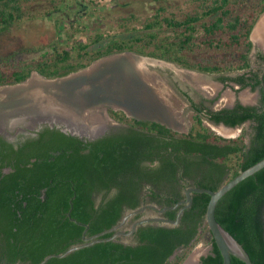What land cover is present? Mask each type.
Wrapping results in <instances>:
<instances>
[{
  "label": "trees",
  "instance_id": "1",
  "mask_svg": "<svg viewBox=\"0 0 264 264\" xmlns=\"http://www.w3.org/2000/svg\"><path fill=\"white\" fill-rule=\"evenodd\" d=\"M37 1L0 0V33L8 31L25 18L35 17L24 9V5ZM193 1L202 3L199 12L177 18L173 13L162 16L165 9L158 8L143 23L142 30L129 39H106L102 34H97L89 37L87 42L73 41L69 49H61L54 44L50 50L43 51L30 62L2 59L0 86L23 83L32 72L48 79L64 77L102 57L126 51L209 74L248 70V56L252 50L250 34L264 12V0ZM133 18L130 16V19ZM96 44L99 46L90 49ZM207 52L225 54L227 57L214 63H199L184 55ZM257 57L264 63L261 53H257ZM225 79L234 81L241 88L259 90V107L238 103L233 109L210 113V119L229 127L250 122L252 135L248 145L243 134L225 139L204 128L200 116L202 109L195 105L198 116L188 134L174 133L158 123L129 119L120 112L110 110V113L120 122L148 129L162 138H173L174 161H182L183 165L198 169L208 168V174L212 172L215 179L205 183L196 181V185L216 191L223 183L264 158V68L259 74L252 73L248 78L244 73L234 78H221L222 81ZM69 141L58 134L48 145L61 154L55 158L57 163L54 166L47 162L48 157L45 156V165L42 164L40 171L46 177L42 187L47 188L46 193L50 196L59 193L58 207L65 210L72 208L73 218L77 222L90 225V234L114 226L120 219L124 204L131 207L136 205L135 194L142 181L149 179L154 182L159 177L173 179L176 173L177 165L172 160L166 166L158 165L151 170L140 167V145L132 142L134 139L123 142L126 144L124 149L117 140L107 143L99 139L89 144L91 147L87 155L82 153L85 147L81 149V141ZM94 193L103 194L104 197L106 193L112 195L101 198L100 205L95 207ZM209 199L207 194L196 193L192 206L185 211L178 227H149L140 232L139 240L143 245L138 247L123 246L117 241L101 242L61 259L51 258L45 264H167L171 255L182 249L168 263L181 264L206 236L212 244V252L201 259L202 263L222 264V257L208 227L203 225ZM172 204L167 202L166 205ZM215 219L243 247L253 264H264V168L241 181L218 201ZM79 235L80 231L77 230V237ZM110 236L111 233H108L103 237ZM64 251H48L39 260L53 252L61 254ZM231 264L244 263L231 256Z\"/></svg>",
  "mask_w": 264,
  "mask_h": 264
},
{
  "label": "flooded vegetation",
  "instance_id": "2",
  "mask_svg": "<svg viewBox=\"0 0 264 264\" xmlns=\"http://www.w3.org/2000/svg\"><path fill=\"white\" fill-rule=\"evenodd\" d=\"M123 53H131L140 59L144 57H140V55L129 51ZM250 54L248 56L249 65ZM152 59L150 58L149 60ZM252 73L251 71L249 74H246V77H250ZM222 82L224 84L235 83L227 79ZM238 86L241 88L240 85ZM182 96L194 112L193 118L198 116L194 109L195 105L198 109H202L201 119H205L212 126L226 130L232 128L222 122L210 119V113L223 109L212 110L204 106V104L196 103L187 92L183 93ZM236 104L224 109H233ZM110 110L115 113L120 112L129 119H135L134 117H128L127 113L121 109L116 110L111 106L106 107L110 121L116 122L117 127H114V129L109 130L95 140L80 139L68 132H63L59 127H50L48 125H44L39 129L22 130L20 133L13 132L10 137L0 134V264H40L45 257L58 255L54 254V252H49L51 254H48L40 261L39 258L48 251H57L59 249L66 251L77 244H82L84 242L83 237L90 239L102 233L90 234V225L77 222L73 218L72 208L65 210L58 207L59 193L50 196L46 193L47 188L42 187L46 182V177L40 171L43 169L42 166L45 165V156L48 157L47 162L54 166L57 163L55 158L61 154L58 150H52L48 146L58 134L70 140L69 142L74 139L81 141V149L85 147L82 153L86 155L89 153L88 149L91 147L89 144L99 139H103L107 143L117 140L123 149L126 147V144H123V142L134 139L132 142L140 145L138 158L141 157L142 161L139 166L149 170L155 169L158 165L166 166L171 160L172 162H176V173L173 179L171 177H159L157 178L159 180H155L154 182L149 179L142 181L141 186L137 187L135 194L136 205L131 207L124 204L118 222L107 229H113L110 232L111 236L116 235L114 241L121 243L123 246L138 247L143 245L139 240L140 234H142L140 232L149 227H178L185 211L192 206L191 202L188 208H184L187 205L185 203L186 190L196 188V181L198 183H205L215 179L212 172L208 174V168L206 167L198 169L196 166L183 165L182 161H174L173 157H175V153H173L171 146L174 143L173 138H162L148 129L136 127L132 123L120 122L113 117ZM163 112H165L163 113L164 115L161 113L162 115L158 118H136L135 120L158 123L177 134H188L190 132V130H178L176 124L173 122L174 117L171 113L164 110ZM220 124L224 127H221ZM142 142L144 143V147L142 146ZM191 159L192 161L194 160L193 158ZM35 162L38 164L34 165ZM196 193H191L192 199ZM111 195L112 193H106L104 197L103 194L94 193L95 207L100 205L101 198H108ZM167 202L173 204L171 206L166 205ZM176 205L178 206L173 210H165L167 207ZM182 208L184 209L180 214L178 225L174 226L158 221V219L175 221ZM161 210L164 211L160 212ZM146 220L150 221L138 224ZM134 224L138 225L132 231ZM77 230L80 231L79 237H77ZM211 252L212 244L210 243L209 246L203 249V252L202 250L200 251L197 261L196 258H193V252L184 264L190 262L191 259L195 264H203L201 259L210 255Z\"/></svg>",
  "mask_w": 264,
  "mask_h": 264
},
{
  "label": "rangeland",
  "instance_id": "3",
  "mask_svg": "<svg viewBox=\"0 0 264 264\" xmlns=\"http://www.w3.org/2000/svg\"><path fill=\"white\" fill-rule=\"evenodd\" d=\"M201 4V2L193 0H39L30 4L26 3L24 9L28 13L35 15V17L25 18V20L14 25L8 31L0 33V60L12 58L15 61L30 62L32 59L38 58L43 51L50 50L54 44H57V47L61 49H69L73 41L87 42L89 37H94L97 34H102L106 39H129L136 35V32L142 30L143 23L150 19L158 8L165 9L161 14L162 16H169L173 13L177 18H183L186 14L199 12L201 10L199 5ZM130 16H134V18L130 19ZM261 16L264 17V12ZM97 46L99 44L91 46L90 49H95ZM252 46L250 69L243 71L209 74L185 69L175 63L170 64V62L163 60H149L150 58L148 57L140 59L132 54H121L102 57L88 67L72 72L77 75L71 73V75L64 77L76 81L78 79L79 84H84L85 75L89 72L87 70H93V72L97 73H94V77L102 79L104 74L101 69L112 65L111 61L117 62L116 65L120 66L121 70L133 67L140 76V78H137L138 81L142 80L141 82H144L143 85L149 87V90L156 95V100L162 106V109L169 111L174 117L173 122L176 124V128L181 131H187L194 127L196 121L193 118L194 112L182 96L185 92L189 93L196 103L204 104V106L212 110L230 108L236 103H243L245 106H259V92L257 89L254 91L250 88L241 89L235 83L224 84L221 80V78H234L244 73L249 74L251 71L258 74L261 72L264 63L258 60L257 53H261L264 56V45H260L255 38ZM184 55L199 63L202 61L214 63L215 60L227 57L225 54L221 55L215 52H207L200 55L199 53H185ZM116 74L114 73L113 78L117 80L118 77L120 79L122 75H120L119 70L116 71ZM37 75L36 72H32L30 80L34 82L38 78ZM129 83H126L128 84L127 88H121L120 86V91H127L128 94L134 93L137 88ZM8 87L9 85L0 86V100L5 97L7 92H10L7 89ZM20 89L23 88L21 87ZM138 91L140 92V90ZM242 93L254 97V101L251 103L243 102L241 99ZM143 98L145 97L143 96ZM112 102L116 110L122 109V106L126 107L120 100L113 99ZM145 103L143 104L147 106L149 104L150 109L154 111L156 109L154 106L158 105L156 102ZM106 107H109V105L103 104L97 108L100 110ZM134 116L137 117L136 115ZM134 116L129 114L128 117L132 118ZM137 118L145 119L149 117L144 115ZM201 122L202 126L210 132L217 136L221 134H218L217 128L209 124L205 119L202 118ZM218 129L224 130L223 128ZM225 131L229 135L221 134V136L237 138L243 134L245 143L249 144L252 135L250 123L247 122L233 130L225 129ZM235 132L238 133L235 135ZM209 244L210 239L206 236L193 247L191 252L194 251L196 261L199 258L198 254L200 251L202 250L203 252V249ZM196 251L197 253L195 254Z\"/></svg>",
  "mask_w": 264,
  "mask_h": 264
},
{
  "label": "water",
  "instance_id": "4",
  "mask_svg": "<svg viewBox=\"0 0 264 264\" xmlns=\"http://www.w3.org/2000/svg\"><path fill=\"white\" fill-rule=\"evenodd\" d=\"M261 18L262 16L255 23L251 31L250 41L252 45L255 41V37H253V35L255 36L254 30ZM123 54L130 55L131 53ZM115 55H121V53L109 55L106 57ZM114 67V69L110 67L112 70H107L108 72L106 71L102 79L95 78V72H93V70H87L89 72H87V74L85 75V81H83L84 84H79L78 79L77 81L67 77L48 79L40 76L37 73L38 78L35 80L36 82L30 80L32 76L31 74L25 82L9 86L7 89H9L8 91L10 92H7L5 97L0 100V134H3L6 137H10L13 132L20 133L22 130L39 129L44 125H48L50 127H59L63 132H68L71 135L77 136L80 139L95 140L101 137L109 130L114 129V127H117L116 122L113 123L110 121V118L108 117V114L106 112V108L100 110L97 108L100 105L105 104L116 109L112 104V100H120L116 95H114L113 92H109V90H106L104 88V86L106 85L105 83L115 81L113 75L114 73L116 74L117 70H119L120 73H123L121 68H119L120 66L118 67L116 65ZM124 69L126 71L132 72V74H130V80L137 81V78H140L135 68L127 67ZM72 74L77 75L74 73ZM141 81L137 83H140L142 86H144V82ZM133 83L134 82H130L129 84L133 85ZM21 87L23 89H20ZM241 104L243 105V103ZM121 110L125 111L123 108ZM96 115H98V117L104 121L102 127H99V129L94 127L93 123L89 122V118L96 117ZM127 115L129 116L128 113ZM134 118L136 119L137 117L134 116ZM220 126L222 127L223 125L220 124ZM238 127H232L231 130L236 129ZM221 137L225 139L230 138L224 136ZM263 168L264 158L253 166L240 172L231 180L223 183L216 191L197 187L189 188L186 190L185 203H187V205L184 208H188L192 202V198L190 196L191 193L197 192L198 194H207L210 197L205 212L204 224L208 227L213 241L220 252V255L222 257V264H231V256L239 259L244 264L253 263L251 262L250 257L243 249V247L216 221V205L218 201L237 184H239L241 181L248 178L249 176L254 175ZM177 206L178 205L173 207H167L165 208V210H173ZM184 208L181 209L175 221L160 219H158V221L174 226L178 225L180 214ZM162 211L164 210H161L160 212ZM148 221L150 220L139 222L138 224ZM138 224L133 225L132 231H134L136 225ZM112 230L113 229L102 232L90 239L83 237L84 242L82 244H77L76 246L69 248L62 254L47 256L43 259L40 264H45L52 257H66L67 255L77 250L92 246L96 243L114 241L116 235H113L108 238L103 237L104 235H108V233L112 232ZM193 252L194 251L191 252L188 258L193 254ZM178 253H180V249L176 250L171 255L168 260V263L173 261ZM188 258L185 260V262L188 260ZM185 262H183V264Z\"/></svg>",
  "mask_w": 264,
  "mask_h": 264
},
{
  "label": "bare ground",
  "instance_id": "5",
  "mask_svg": "<svg viewBox=\"0 0 264 264\" xmlns=\"http://www.w3.org/2000/svg\"><path fill=\"white\" fill-rule=\"evenodd\" d=\"M254 34H255V36L253 35V37H255L259 41L260 45H264V17L263 16H262L261 20L259 21V23L257 24V26L255 28ZM133 61H131V62H133ZM116 63L117 62H112L111 61L112 66L110 65V67H112V69H114L115 68L114 66L116 65ZM110 67L107 66V67H104L103 69H101L103 74H105L107 70L108 71L112 70ZM108 68H110V69H108ZM122 71H123V73H121L122 76H121L120 79H118V77H117V80L114 79L115 80L114 82H109L108 81L109 83H105L106 85L104 86V88L106 90H109V92H113L114 95H116L122 101V103L126 106V107L122 106L123 109L126 111V113H128L130 115H136L137 117H143L144 115H146L147 117H152V118H158L163 113H165V112H163L162 107L159 106V103L156 100L157 97H155L156 95H154L151 92V90H149V87L145 86V87L142 88V85L140 83H137V82H139L138 79H137V81L136 80H134V81L130 80L129 79L130 76H131L130 74H132L131 71H126L125 69H123ZM137 73H138V71H137ZM142 74H144V73H142ZM129 81L130 82H134L132 86L136 87L137 89H135L134 93H131V94H128L127 91L126 92H121L120 91V86H121V88H127L128 84H126V83L129 82ZM138 90H140V92L143 95ZM143 96L145 98H143ZM241 99H242L243 102H246V103H251V102L254 101V97H252V96H250L249 94H246V93H242L241 94ZM143 101L146 102L145 104H148V103H151V102L158 103L157 106H154L156 108L155 111L150 109L149 104H148V106L144 105ZM89 119H90L89 122L93 123L94 127L98 128V129H99V127H102L103 122H104L102 119H100L98 117V115L96 117H91ZM217 130L219 132L218 134L221 133V134H224V135H229V133H227V131H225V129L222 130V129H218L217 128ZM237 133L238 132H235V135ZM197 251L195 252V254L197 253ZM194 257L195 256H193V258ZM187 264H195V263L191 259V261L188 262Z\"/></svg>",
  "mask_w": 264,
  "mask_h": 264
}]
</instances>
